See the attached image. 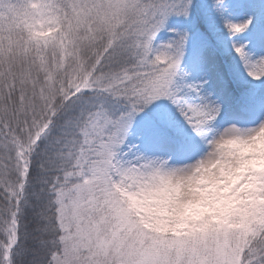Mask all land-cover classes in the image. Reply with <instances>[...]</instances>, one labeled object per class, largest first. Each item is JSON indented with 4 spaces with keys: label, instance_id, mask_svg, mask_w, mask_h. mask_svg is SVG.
Returning <instances> with one entry per match:
<instances>
[{
    "label": "snow or ice",
    "instance_id": "6c2138e0",
    "mask_svg": "<svg viewBox=\"0 0 264 264\" xmlns=\"http://www.w3.org/2000/svg\"><path fill=\"white\" fill-rule=\"evenodd\" d=\"M0 264H264V0H0Z\"/></svg>",
    "mask_w": 264,
    "mask_h": 264
}]
</instances>
